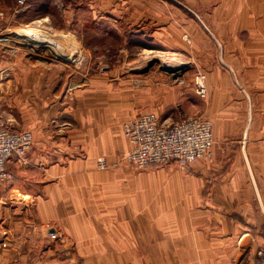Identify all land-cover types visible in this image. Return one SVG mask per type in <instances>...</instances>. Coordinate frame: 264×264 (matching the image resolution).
Returning a JSON list of instances; mask_svg holds the SVG:
<instances>
[{
	"label": "rangeland",
	"instance_id": "rangeland-1",
	"mask_svg": "<svg viewBox=\"0 0 264 264\" xmlns=\"http://www.w3.org/2000/svg\"><path fill=\"white\" fill-rule=\"evenodd\" d=\"M178 4L179 0H0V121L29 131L33 142L34 133L43 139L49 131V163L60 165L49 175V184L59 193L67 189V201L77 210L49 213V264H98L99 259L89 261L94 243L89 249L88 242L95 237L109 241L111 224L120 233V223L125 228L127 221L133 222L128 225L131 247L139 254L127 264L252 262L241 261L244 250L237 251V246H230L229 262L157 259L158 240L180 237L179 232L194 235L196 221L198 237L205 235V195L212 177L208 173L223 171L211 168L213 152L211 158L187 165L139 167L126 157L131 145L124 124L147 112L167 121L193 114L189 105L195 99L196 77L204 74L196 68L210 65L203 54L191 58L175 51L174 10L192 13ZM192 9L197 12V7ZM89 94L102 105L98 109L115 111L97 110L91 117L85 105L91 101ZM68 128L74 129L71 138L65 133ZM104 128L114 132L100 133ZM180 207L186 211V226L175 220ZM154 209L158 213L150 219ZM144 242L150 251L143 253L138 243ZM107 259L102 257L103 264L123 263Z\"/></svg>",
	"mask_w": 264,
	"mask_h": 264
},
{
	"label": "crops",
	"instance_id": "crops-1",
	"mask_svg": "<svg viewBox=\"0 0 264 264\" xmlns=\"http://www.w3.org/2000/svg\"><path fill=\"white\" fill-rule=\"evenodd\" d=\"M178 5L190 7L192 13L188 16L174 10L175 51L189 53L191 58L203 54L210 61L205 69L196 68L204 71L206 93L198 95L195 89V99L189 106L191 113L212 121L215 141L211 168L222 167L223 171L208 173L212 177L205 195V235L198 237L196 221L192 230L195 236L179 232L180 237L158 240L157 259L229 262L233 254L230 255V246H237V251L238 247L244 250L241 261L264 264V0H179ZM182 39H187L188 45ZM89 97L91 101L87 99L89 103L85 105L91 117L93 111L108 109H98L102 105L93 101L94 94ZM198 98L202 103H196ZM158 118L163 124L173 121ZM73 132L69 128L65 131L70 138ZM99 132L114 131L104 128ZM34 134L26 158L13 156L8 160L6 166L12 179L0 186V264H49V213L64 215L76 207L68 203L67 189L59 193L56 186L49 184V175L60 169L59 163H49V131L43 139ZM195 177L199 179L200 175ZM183 211L180 207L174 215L181 224ZM151 213L150 219L158 209ZM124 223L125 228L120 223V233L111 224L109 241L95 237L88 242L89 249L94 243L89 261L99 259L98 264H103L102 257H106L107 261L122 260L120 264H127L135 260L139 254L131 247L134 241L128 227L133 222ZM214 230L219 232L214 235ZM138 245L143 253L150 251L146 249L149 243ZM102 248L106 249L104 254Z\"/></svg>",
	"mask_w": 264,
	"mask_h": 264
},
{
	"label": "built area",
	"instance_id": "built-area-1",
	"mask_svg": "<svg viewBox=\"0 0 264 264\" xmlns=\"http://www.w3.org/2000/svg\"><path fill=\"white\" fill-rule=\"evenodd\" d=\"M204 78L203 73L197 74L198 95L206 93ZM124 136L131 145L126 157L139 167L168 162L187 165L201 158H211L214 144L212 121L197 113L168 124L161 123L154 113H141L124 124ZM32 144L33 136L29 131L5 127L0 121V186L12 179L6 166L8 160L13 156L24 160ZM100 164L103 166L104 161Z\"/></svg>",
	"mask_w": 264,
	"mask_h": 264
},
{
	"label": "bare ground",
	"instance_id": "bare-ground-1",
	"mask_svg": "<svg viewBox=\"0 0 264 264\" xmlns=\"http://www.w3.org/2000/svg\"><path fill=\"white\" fill-rule=\"evenodd\" d=\"M21 33V32H20ZM43 37H45V36H43Z\"/></svg>",
	"mask_w": 264,
	"mask_h": 264
}]
</instances>
